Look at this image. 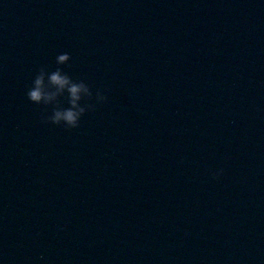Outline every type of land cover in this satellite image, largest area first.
I'll use <instances>...</instances> for the list:
<instances>
[{
  "label": "water",
  "instance_id": "1",
  "mask_svg": "<svg viewBox=\"0 0 264 264\" xmlns=\"http://www.w3.org/2000/svg\"><path fill=\"white\" fill-rule=\"evenodd\" d=\"M0 264H264V0H0Z\"/></svg>",
  "mask_w": 264,
  "mask_h": 264
},
{
  "label": "clouds",
  "instance_id": "2",
  "mask_svg": "<svg viewBox=\"0 0 264 264\" xmlns=\"http://www.w3.org/2000/svg\"><path fill=\"white\" fill-rule=\"evenodd\" d=\"M70 59L68 53L59 54L56 57V64L65 65ZM61 97L67 100L68 107H62ZM27 98L36 105L52 106L51 115L43 117V122L57 126L63 125L66 129L79 127L85 113L95 111L96 108L95 104L87 102L93 98L90 86L83 80H73L61 67H57L52 72L41 67L27 91ZM95 99L97 103H102L106 102L108 97L98 90L95 93ZM82 101H84L83 104ZM222 174L223 169L214 172L213 179H218Z\"/></svg>",
  "mask_w": 264,
  "mask_h": 264
}]
</instances>
